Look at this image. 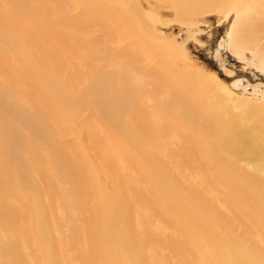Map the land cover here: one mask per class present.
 <instances>
[{"label":"bare ground","instance_id":"6f19581e","mask_svg":"<svg viewBox=\"0 0 264 264\" xmlns=\"http://www.w3.org/2000/svg\"><path fill=\"white\" fill-rule=\"evenodd\" d=\"M75 1L79 20L0 0V264H147L148 253L163 264L150 244L181 264H264L254 247L264 244V181L232 165L264 174V113L242 105L240 124L207 83L180 78L154 44L162 36L148 0ZM154 1L178 21L207 9ZM215 1L239 23L251 11L249 0ZM241 31L229 39L237 56ZM143 60L150 74L132 67ZM60 126L81 155L54 140ZM90 157L111 186L93 199L100 217L78 215L96 177Z\"/></svg>","mask_w":264,"mask_h":264},{"label":"rangeland","instance_id":"374dc122","mask_svg":"<svg viewBox=\"0 0 264 264\" xmlns=\"http://www.w3.org/2000/svg\"><path fill=\"white\" fill-rule=\"evenodd\" d=\"M32 1L37 7H54L58 13L65 10L66 15L74 19L80 14L82 8L80 4L68 6L70 1L73 2L75 0ZM196 1L203 3V7L207 9L194 19L184 17L180 21L176 20V14L170 9L168 4L155 2L154 0L144 2L148 6L144 11L148 12L151 9L153 16L159 20L157 28L159 30L158 33L162 37L157 38L154 44L157 46L159 43L165 52L168 51V62L176 68L177 75L180 78L186 81L189 80V83L194 81L207 83L208 91L220 98L219 103L223 105V108L232 116H236L235 119L239 120L240 124H244L241 117L242 105L260 108L261 112L264 113V65L260 64V61L264 60V0L262 2L260 0L248 1L247 7L251 11L247 12L248 15L243 16L245 23H239L240 19L237 22L239 13L235 9L222 10L215 3V0ZM80 16H78V20ZM74 23L77 25L76 21ZM240 28L242 31L239 33V39L236 43L237 47L242 51V56H237L229 47V39L232 32L234 30L237 32L238 29L240 31ZM95 33L99 34L97 31ZM130 47L136 49V52L138 51V46L135 44ZM127 49L128 47L122 50L126 52ZM129 56L135 57L133 50L130 51ZM138 63L134 62L132 67L134 68L137 65L140 70L150 74L148 61L143 60L141 64ZM127 64L131 65L130 62H126ZM183 73L187 75L183 76ZM210 78L213 80L208 81ZM215 102H217V99H215ZM62 128L64 126L54 128V140L61 145L68 146L70 144L71 149L67 148L68 155L73 158L81 155L85 146H73L74 139L64 133ZM226 158L229 159L230 157L227 156ZM90 159L94 162L92 168L96 171V177L93 183L90 184L92 186L84 187L81 190V202L83 201L84 204L82 207L80 203L78 204V215L86 216L90 214L94 217H100L99 211L94 209L93 199L100 194L102 189L106 191V187L111 188V186L102 177V172L97 162L92 157ZM232 165L241 168L242 171L249 174V177L256 176L264 181V174L254 172L252 163L241 160ZM211 183L231 201L233 200V196L228 194L229 192L220 184L212 179ZM158 227L155 223L151 230H157ZM242 230V226H239L236 229V233ZM251 231L258 232L255 229H251ZM127 233L129 238L125 237V241L126 243H131L129 239L138 237L141 231L135 229ZM259 237L261 238L260 235ZM250 243V241H247V244ZM148 247L157 254L155 257L163 264H181L177 258L171 256L169 250L157 247L154 244H150ZM198 247L204 253H207L203 245ZM254 247L264 251V244L259 240H256ZM211 260H215L214 256H211ZM228 262L229 264H237L238 261L230 256ZM146 263L153 264L149 253L146 255Z\"/></svg>","mask_w":264,"mask_h":264}]
</instances>
